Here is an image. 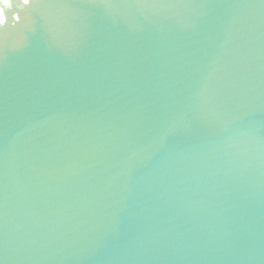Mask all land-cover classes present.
<instances>
[{
  "label": "water",
  "instance_id": "95a60500",
  "mask_svg": "<svg viewBox=\"0 0 264 264\" xmlns=\"http://www.w3.org/2000/svg\"><path fill=\"white\" fill-rule=\"evenodd\" d=\"M0 10V264H264V0Z\"/></svg>",
  "mask_w": 264,
  "mask_h": 264
},
{
  "label": "snow or ice",
  "instance_id": "6c2138e0",
  "mask_svg": "<svg viewBox=\"0 0 264 264\" xmlns=\"http://www.w3.org/2000/svg\"><path fill=\"white\" fill-rule=\"evenodd\" d=\"M24 3H28V0H24ZM6 22V17L3 14V11L0 10V23Z\"/></svg>",
  "mask_w": 264,
  "mask_h": 264
}]
</instances>
